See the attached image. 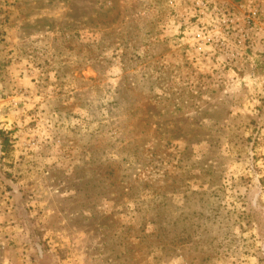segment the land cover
Listing matches in <instances>:
<instances>
[{
	"label": "rangeland",
	"instance_id": "rangeland-1",
	"mask_svg": "<svg viewBox=\"0 0 264 264\" xmlns=\"http://www.w3.org/2000/svg\"><path fill=\"white\" fill-rule=\"evenodd\" d=\"M0 264H264V0H0Z\"/></svg>",
	"mask_w": 264,
	"mask_h": 264
}]
</instances>
